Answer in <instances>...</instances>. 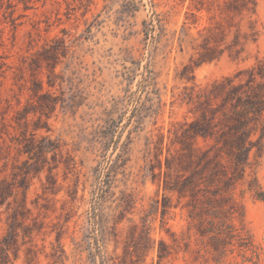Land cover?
<instances>
[{"label": "rangeland", "instance_id": "1", "mask_svg": "<svg viewBox=\"0 0 264 264\" xmlns=\"http://www.w3.org/2000/svg\"><path fill=\"white\" fill-rule=\"evenodd\" d=\"M264 0H0V264H264Z\"/></svg>", "mask_w": 264, "mask_h": 264}, {"label": "trees", "instance_id": "2", "mask_svg": "<svg viewBox=\"0 0 264 264\" xmlns=\"http://www.w3.org/2000/svg\"><path fill=\"white\" fill-rule=\"evenodd\" d=\"M256 88L258 89V92H264V84L263 83H258ZM234 96H236L237 98V102L238 107L243 105L245 106L246 109H250L252 107H261L264 104V100H261L258 97V93H255V99L254 98H247V99H243L241 97H238L237 94H234Z\"/></svg>", "mask_w": 264, "mask_h": 264}]
</instances>
